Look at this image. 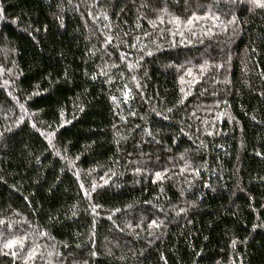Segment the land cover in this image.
<instances>
[{"label":"trees","instance_id":"16d2710c","mask_svg":"<svg viewBox=\"0 0 264 264\" xmlns=\"http://www.w3.org/2000/svg\"><path fill=\"white\" fill-rule=\"evenodd\" d=\"M0 264H264V8L0 0Z\"/></svg>","mask_w":264,"mask_h":264},{"label":"snow or ice","instance_id":"6c2138e0","mask_svg":"<svg viewBox=\"0 0 264 264\" xmlns=\"http://www.w3.org/2000/svg\"><path fill=\"white\" fill-rule=\"evenodd\" d=\"M252 3H253L256 7L264 8V0H252Z\"/></svg>","mask_w":264,"mask_h":264}]
</instances>
